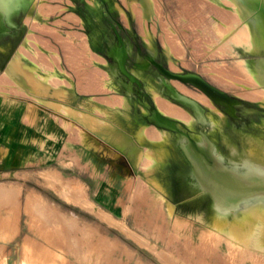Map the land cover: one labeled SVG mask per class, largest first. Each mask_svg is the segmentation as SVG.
<instances>
[{
  "label": "rangeland",
  "instance_id": "rangeland-1",
  "mask_svg": "<svg viewBox=\"0 0 264 264\" xmlns=\"http://www.w3.org/2000/svg\"><path fill=\"white\" fill-rule=\"evenodd\" d=\"M99 4L102 16L88 0H35L28 13L21 10L13 16L12 27L0 38V138L22 143V153L0 164V264H222L223 248L199 239L202 223L182 206L177 211L188 221L176 226L177 162L157 170L166 190L161 191L152 176L154 163L147 146H140L133 160L115 124L84 115L76 102L67 104L66 95L74 85L81 99L92 97L104 107L123 104L121 92L107 85L111 30L132 43L127 63L131 68L137 51L145 50L147 27L157 35L160 52L164 39L172 44L180 69L199 72L239 101L235 113L227 115L230 126H258L264 121V105L253 97L257 88L237 62L264 59V51L213 55L210 47L220 39L217 27L225 29L241 19L215 0ZM248 20L255 43L263 47L264 1ZM17 59L35 64L32 77L46 78L49 93L37 94L23 83L26 71L14 65ZM164 64L170 68L167 61ZM132 94L129 115L142 119L146 102L155 106V99L144 80L134 81ZM15 97L30 109L46 103L40 105L50 110L47 121L58 131L47 136L53 157L47 155V139L14 138L8 125L17 122V113L10 110ZM24 118L27 124L38 121ZM183 126L211 130L208 120H199L195 128ZM154 131L149 130V136L154 137ZM1 190L13 191L5 195Z\"/></svg>",
  "mask_w": 264,
  "mask_h": 264
},
{
  "label": "bare ground",
  "instance_id": "bare-ground-1",
  "mask_svg": "<svg viewBox=\"0 0 264 264\" xmlns=\"http://www.w3.org/2000/svg\"><path fill=\"white\" fill-rule=\"evenodd\" d=\"M263 1L215 0L229 10L232 17L238 13L241 19L236 15L238 21L235 24H228L225 29L220 25L217 27L220 39L210 47L213 55L223 56L235 53V50L240 53L264 51V46L255 43L248 20L261 9ZM34 2L0 0V38L12 27L13 16L21 10L28 13ZM88 4L94 10L101 8L99 0H88ZM100 14L102 16L103 10H100ZM132 34L135 36L134 31ZM143 34L145 50L137 51L131 68L127 63L132 43L113 30L107 43V85L121 92L123 104L104 107L92 97L81 99L74 85L69 87L67 102H76L75 107L84 115H98L115 124L122 131L123 147L133 160L140 146H147L154 163L152 176L161 191L166 190L157 177V170L162 169L165 163L177 162L173 189L177 227L186 224L187 217L180 216L177 211L178 206H182L190 217L196 216L202 223L199 239L223 248L226 256L225 259L220 258L224 260L222 264H264V121L258 126H230L227 115L235 113L239 101L223 88L210 83L199 72L180 69L177 66L179 57L170 42L164 39L161 42L164 48L160 52L157 35L147 27ZM11 48L9 45L7 50ZM16 61L14 65L26 71L25 85L37 94L49 93L50 83L46 78L37 75L34 80L32 77L35 64ZM164 61L170 64V68L165 66ZM237 63L243 76L257 88L253 97L264 105V59H241ZM135 80H144L147 90L155 99V106L146 102L142 119L129 115L133 107ZM199 120H208L211 130L191 131L183 126L195 128ZM151 129L155 130L154 137L149 136ZM29 194L32 197V193Z\"/></svg>",
  "mask_w": 264,
  "mask_h": 264
},
{
  "label": "crops",
  "instance_id": "crops-1",
  "mask_svg": "<svg viewBox=\"0 0 264 264\" xmlns=\"http://www.w3.org/2000/svg\"><path fill=\"white\" fill-rule=\"evenodd\" d=\"M16 98V97H15ZM5 103L8 105L9 100H5ZM40 104L46 103H37L33 109L29 108V105L26 102H23L21 99L16 98V100L10 105V110L14 113H17V122H10L8 128L11 129L14 133V138L22 137L27 139H32L33 137H38L40 139H47V136L50 133H54L58 135V131L55 126H53L52 122L48 123L50 120V110L48 108L42 109ZM69 106L70 104L67 103ZM27 115L30 118L37 119L38 121L33 125L31 123L27 124V120H25L24 116ZM1 119V118H0ZM48 146V153L53 157V152L51 151L52 144L47 139L46 141ZM22 143L14 142L13 139L3 140L0 138V164L2 162H6L7 160H11L14 153H22L21 152ZM19 159L21 157L19 156ZM16 185V184H15Z\"/></svg>",
  "mask_w": 264,
  "mask_h": 264
}]
</instances>
